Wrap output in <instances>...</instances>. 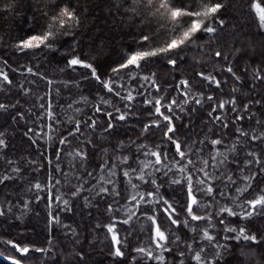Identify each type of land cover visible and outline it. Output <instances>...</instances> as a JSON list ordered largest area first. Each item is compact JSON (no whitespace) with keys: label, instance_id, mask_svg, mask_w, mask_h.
<instances>
[{"label":"snow or ice","instance_id":"obj_1","mask_svg":"<svg viewBox=\"0 0 264 264\" xmlns=\"http://www.w3.org/2000/svg\"><path fill=\"white\" fill-rule=\"evenodd\" d=\"M0 264H264V0H0Z\"/></svg>","mask_w":264,"mask_h":264},{"label":"trees","instance_id":"obj_2","mask_svg":"<svg viewBox=\"0 0 264 264\" xmlns=\"http://www.w3.org/2000/svg\"><path fill=\"white\" fill-rule=\"evenodd\" d=\"M66 98H67V97H65V99H66ZM40 227H42V224H41ZM37 232H38V233L40 232V228H39V227L37 228ZM33 238H34V239H37L38 242H43V234H40L38 237L34 235Z\"/></svg>","mask_w":264,"mask_h":264}]
</instances>
